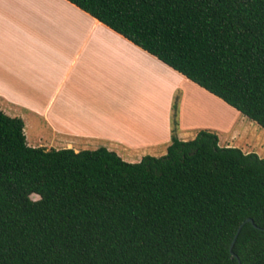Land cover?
Returning a JSON list of instances; mask_svg holds the SVG:
<instances>
[{
    "label": "trees",
    "instance_id": "obj_1",
    "mask_svg": "<svg viewBox=\"0 0 264 264\" xmlns=\"http://www.w3.org/2000/svg\"><path fill=\"white\" fill-rule=\"evenodd\" d=\"M67 1L264 129V0ZM173 110L167 154L130 163L30 147L0 109V264H264V158L180 140Z\"/></svg>",
    "mask_w": 264,
    "mask_h": 264
},
{
    "label": "crops",
    "instance_id": "obj_2",
    "mask_svg": "<svg viewBox=\"0 0 264 264\" xmlns=\"http://www.w3.org/2000/svg\"><path fill=\"white\" fill-rule=\"evenodd\" d=\"M176 97L180 140L227 128L228 104L69 1L0 0V109L30 147L162 157Z\"/></svg>",
    "mask_w": 264,
    "mask_h": 264
},
{
    "label": "rangeland",
    "instance_id": "obj_3",
    "mask_svg": "<svg viewBox=\"0 0 264 264\" xmlns=\"http://www.w3.org/2000/svg\"><path fill=\"white\" fill-rule=\"evenodd\" d=\"M175 101L177 102L178 99L176 98ZM222 110L223 116L227 118V128L218 134L221 146L235 147L241 150L246 148L256 150L259 148L260 142H263L262 147H264V129L262 127L233 108L230 109L229 107L225 110L222 107ZM260 131L262 132L260 133ZM261 157L264 158V156ZM32 198L34 200L39 199L36 195H33Z\"/></svg>",
    "mask_w": 264,
    "mask_h": 264
},
{
    "label": "water",
    "instance_id": "obj_4",
    "mask_svg": "<svg viewBox=\"0 0 264 264\" xmlns=\"http://www.w3.org/2000/svg\"><path fill=\"white\" fill-rule=\"evenodd\" d=\"M246 223H251L255 228H258V227L254 224L253 219H251V218H248V219H247V220L241 225V227H240V228L238 229V231H237V234H236V236H235V238H234V240H233V243H232V245H231V248H230L231 254H232V256H233L234 258H238V256L233 252L234 245H235L236 240H237V238H238V236H239V234H240V232H241L242 227H243ZM240 264H241V263H240Z\"/></svg>",
    "mask_w": 264,
    "mask_h": 264
}]
</instances>
